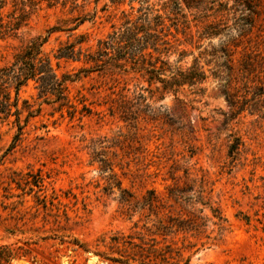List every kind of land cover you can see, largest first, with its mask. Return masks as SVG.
Wrapping results in <instances>:
<instances>
[{
    "label": "rangeland",
    "instance_id": "374dc122",
    "mask_svg": "<svg viewBox=\"0 0 264 264\" xmlns=\"http://www.w3.org/2000/svg\"><path fill=\"white\" fill-rule=\"evenodd\" d=\"M35 1L16 35L0 37V66L52 26L62 30L44 51L79 35L92 50L122 11L135 20L146 6ZM169 2L167 44L146 49L155 79L125 60L91 72L62 60L59 74L74 79L66 105L43 102L29 81L18 105L40 110L19 138L15 116L0 114V249L10 259L0 264H264V0ZM192 67L204 79L160 81Z\"/></svg>",
    "mask_w": 264,
    "mask_h": 264
},
{
    "label": "trees",
    "instance_id": "16d2710c",
    "mask_svg": "<svg viewBox=\"0 0 264 264\" xmlns=\"http://www.w3.org/2000/svg\"><path fill=\"white\" fill-rule=\"evenodd\" d=\"M49 6L60 4L63 7L68 0H46ZM112 3H119L123 0H110ZM170 0L164 1L159 8L149 0H145L146 6L141 7L135 20H132L130 13L121 12L120 26L113 27L110 33L104 38L98 39L95 48L92 50H81V44L84 42L82 35L77 36L72 41L66 40L59 42L58 45L50 51H44L43 45L50 35L56 31L62 30L57 26H52L46 30V35H38L30 39L23 47L16 51L12 60L5 65L0 66V114L4 118L11 114L15 116L17 124V133L15 139L19 138L23 126L30 117L35 116L40 108L33 109V105L26 99H23L21 106L18 105L19 91L26 86L29 81L34 82V87L38 90L37 98H42L43 102H58L62 107L68 102L67 82L73 81L68 73H60L59 61L62 60H82L88 64L87 68H82L84 72L102 71L107 66H115L116 61L125 60L132 64V68L144 69L150 74V80L157 77L160 70L155 67L158 58L152 62V53L146 52L151 49L154 53L160 51V46L167 44L165 42L169 26L164 24V20H170L168 8ZM35 0H17L13 4L15 8L6 15L2 14V9L6 6L7 0H0V37H13L17 30L26 23L29 16L37 7ZM74 5V0L70 2ZM143 3V1H140ZM76 6V4L74 5ZM28 7V9H26ZM164 13H163V12ZM166 12V14H165ZM210 27V26H209ZM212 28V27H211ZM217 32H211L208 35H214ZM114 52V53H112ZM177 77L170 81H163L164 87L171 89L173 86L183 84L192 85L204 79V73L199 69L192 67L188 72H178ZM175 91V90H174ZM13 93V95L11 94ZM140 96V95H139ZM14 108V111H11ZM26 111L24 124L20 125V114ZM12 112V113H11ZM214 216L220 221L221 217L214 210ZM0 261L9 262V255H5L4 248L0 249Z\"/></svg>",
    "mask_w": 264,
    "mask_h": 264
},
{
    "label": "water",
    "instance_id": "95a60500",
    "mask_svg": "<svg viewBox=\"0 0 264 264\" xmlns=\"http://www.w3.org/2000/svg\"><path fill=\"white\" fill-rule=\"evenodd\" d=\"M19 262H20V263H22V262H23V260H19Z\"/></svg>",
    "mask_w": 264,
    "mask_h": 264
}]
</instances>
